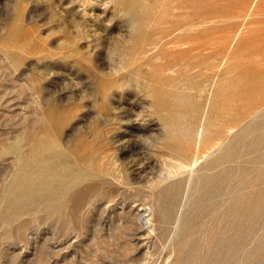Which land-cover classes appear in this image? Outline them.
I'll use <instances>...</instances> for the list:
<instances>
[{
  "label": "rangeland",
  "instance_id": "rangeland-1",
  "mask_svg": "<svg viewBox=\"0 0 264 264\" xmlns=\"http://www.w3.org/2000/svg\"><path fill=\"white\" fill-rule=\"evenodd\" d=\"M0 264H264V0H0Z\"/></svg>",
  "mask_w": 264,
  "mask_h": 264
},
{
  "label": "bare ground",
  "instance_id": "bare-ground-1",
  "mask_svg": "<svg viewBox=\"0 0 264 264\" xmlns=\"http://www.w3.org/2000/svg\"><path fill=\"white\" fill-rule=\"evenodd\" d=\"M211 42V41H210ZM216 42V41H215ZM7 70V69H6ZM219 71V70H218ZM27 86V85H26ZM229 109V108H228ZM36 115V114H35ZM232 130H230V134ZM219 142V141H218ZM216 143L214 144L211 148L216 149L218 147L221 146V143ZM211 150V151H212ZM104 156V154H103ZM82 157L78 156L77 160H81ZM59 159V158H58ZM56 159V160H58ZM61 159V158H60ZM60 161H57V165H55L52 169H47L45 168V171L50 173L49 177L51 178V181L48 183H44V186L46 187H50L52 191H62L64 192L65 190L67 191L68 189H74L77 187L76 183L79 181H82V176L79 175V173L72 171L70 169L69 166H67L66 163L61 164L59 163ZM47 165V164H46ZM45 165V166H46ZM48 167V166H47ZM52 167V166H51ZM101 174H99L100 176H102V171H99ZM42 174V173H41ZM47 174V173H46ZM43 175V174H42ZM32 192V191H31ZM153 203V202H152ZM149 211V210H148ZM146 212V211H145ZM148 216H143L142 214L139 217V221L143 222H148L149 224H151L150 220L147 218ZM142 225V224H141ZM146 225V223H145ZM152 228V227H150ZM153 231V229H152ZM154 232V231H153Z\"/></svg>",
  "mask_w": 264,
  "mask_h": 264
}]
</instances>
